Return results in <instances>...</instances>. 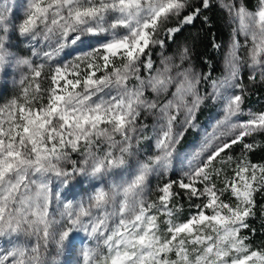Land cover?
I'll list each match as a JSON object with an SVG mask.
<instances>
[{"label": "snow or ice", "instance_id": "1", "mask_svg": "<svg viewBox=\"0 0 264 264\" xmlns=\"http://www.w3.org/2000/svg\"><path fill=\"white\" fill-rule=\"evenodd\" d=\"M221 6L235 27L213 79L194 44L153 60L212 0H0V77L22 73L0 104V264H264V111L243 107L245 71L264 83V0ZM208 103L220 118L183 149Z\"/></svg>", "mask_w": 264, "mask_h": 264}, {"label": "trees", "instance_id": "2", "mask_svg": "<svg viewBox=\"0 0 264 264\" xmlns=\"http://www.w3.org/2000/svg\"><path fill=\"white\" fill-rule=\"evenodd\" d=\"M241 3L247 5L249 9H254L256 0H240ZM213 7L204 12V16L208 17L207 23L203 22V17L197 20L194 27H186L180 33L176 34L174 41L169 40L165 49H153V60L158 65L162 58V52H169L178 40L186 39L188 44L195 45L193 49V64L199 72H211L213 79L219 78L223 74V68L220 65L221 55L226 40L231 35L230 16L221 7V0H212ZM169 26H174L171 22ZM163 38V36H161ZM213 44H220V48H214ZM161 53V54H159ZM246 98L244 107H249L254 112H260L264 109V83L257 81L247 86ZM207 89L211 91L210 83L202 86L201 91ZM252 142V140H249ZM255 143L258 147L251 153L253 162L264 161V135L257 134ZM239 153V148L233 150L232 154ZM257 213L250 218V226L255 229V232L250 234V241L255 247H264V211H261V206H264V194H257ZM184 204L185 213L188 211V205L184 201H179ZM183 218V215L180 217ZM248 234V233H245ZM53 247L50 246L48 255L52 254Z\"/></svg>", "mask_w": 264, "mask_h": 264}, {"label": "rangeland", "instance_id": "3", "mask_svg": "<svg viewBox=\"0 0 264 264\" xmlns=\"http://www.w3.org/2000/svg\"><path fill=\"white\" fill-rule=\"evenodd\" d=\"M222 2H229V0H221V4H222ZM239 2H240V0H239ZM20 3H21V0H17L18 6L20 5ZM230 25H231V35L226 40V42L224 44V48H223L222 55H221V60H220V65H221L222 68H223L224 58H225L226 53H227V48L230 47L231 42H232V29H233V27H235V24L233 23V20H232L231 16H230ZM239 39H240L241 43L243 44L244 37L242 35H240ZM13 42H15V41H13ZM186 43L188 44V42L186 41L185 38L182 39V40H178L175 43V45L171 48V50L169 52H165V53L162 52V55H175V53L177 52L179 47H181L182 45H184ZM21 48L24 49L23 55H29V53L27 51L28 44L26 42L21 44ZM159 54H161V53H159ZM240 54L246 59L247 58V49L241 48L240 49ZM74 56H75V54H72V55H68V56H63L62 58L65 61H68V60H74ZM36 62H39V61L37 60ZM193 62H194V59H193ZM159 66L160 65H159V62H158L157 67H159ZM196 70L199 72V70L197 68H196ZM223 72H224V68H223ZM21 74L22 73L15 72L13 76H10V77H7V78L0 77V104L5 103L8 99H10L13 96L18 94V92H19L18 81L20 79V75ZM249 74L250 73H248L247 71H245V73H244V75H245L244 83H245L246 86L248 84H251V82H249L247 80V78H246ZM244 110H245V113H247L251 109L249 107L248 108L244 107ZM263 111H264V109H263ZM219 112H220L219 105L214 104V103H208V104H206L205 106H203L201 108V110L199 112V116H198V129L190 130L188 132V134L184 138V141L182 142L183 149H185V150L190 149V147L194 143L199 142L203 138V136H204V134L206 132H211L212 131V128H213V125H214L215 121L220 118L219 115H218ZM252 112H254V111H252ZM232 155L238 156L239 153H238V155L237 154H232ZM157 183H158L157 180H155V179L152 180L153 187ZM86 197H87V193H81L80 196H77V199H81V198H85L86 199ZM154 197H155V192L153 191L152 198H154ZM34 239L35 238H32V242H34ZM21 242L23 243L24 241L22 240ZM50 246H49V248H50ZM8 247H10V245L3 243V241H0V250L8 248ZM52 252L53 253L49 255V259H51V258H53L55 256L54 249H53Z\"/></svg>", "mask_w": 264, "mask_h": 264}]
</instances>
